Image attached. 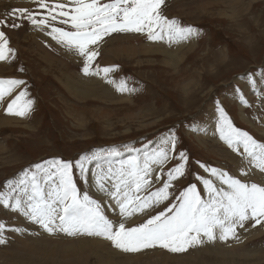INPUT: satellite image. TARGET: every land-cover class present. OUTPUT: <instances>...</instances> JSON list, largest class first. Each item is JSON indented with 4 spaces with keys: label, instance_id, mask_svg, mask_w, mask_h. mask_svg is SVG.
Masks as SVG:
<instances>
[{
    "label": "rangeland",
    "instance_id": "374dc122",
    "mask_svg": "<svg viewBox=\"0 0 264 264\" xmlns=\"http://www.w3.org/2000/svg\"><path fill=\"white\" fill-rule=\"evenodd\" d=\"M17 7L33 9L34 5L29 0H0V18ZM163 12L170 19L200 30L198 40L194 37L191 43L193 46L170 47L165 42L154 45L139 33H113L99 45L100 55L95 64L101 68L116 66L109 78L117 84L121 80L126 82L125 93L129 99L124 101L114 85L115 91L105 90L104 94L110 98L105 102L101 89L110 84L101 78L103 73L85 76L81 71L83 58L69 53L27 22L20 28L3 29L15 56L0 62V79H20L25 84L0 104V120L17 118L10 125L0 126V191L5 190L8 180L18 179L24 169L37 163L61 159L75 164L80 156L101 149L117 148L124 152L126 145L137 149L145 144L156 146L159 139L172 133L177 137V153L184 151L189 157L186 175L171 190L174 195L190 183H197L202 189L197 175L211 178L199 163L244 180L235 170L246 165L249 169L247 161L227 146L221 147L209 140L199 143L193 129L206 121L217 123L216 102L219 101L237 127L264 142L261 132L264 130V83L261 82L264 80L261 76L264 73V0H166ZM157 50L164 51L171 59ZM164 59L176 65L171 66ZM79 74L88 80H80ZM249 76L257 81L256 93L248 84ZM74 82L80 83L74 86ZM68 84L75 88V95L88 89L90 96L77 100L66 89ZM189 84L184 90L183 85ZM237 88L251 105L246 109L245 119L240 116ZM25 90V99L34 102L28 116L6 115L7 103ZM128 155L124 152L123 158ZM177 162L170 161L165 171ZM75 175L78 186L105 205L110 219L118 220V215L107 207L108 198L80 182L78 170ZM249 177L245 181L264 186V173L251 169ZM158 186L159 182L150 190ZM162 208L163 205L156 211ZM146 218L138 214L127 226H135ZM0 223L6 226L5 243L0 244V264H264V226L252 228L250 223L246 225L247 230H239V241L217 240L176 253L178 256L159 247L125 253L99 237L49 234L2 206ZM17 228L20 231H11ZM74 239L83 246L77 247L81 249L79 254L69 256L61 244Z\"/></svg>",
    "mask_w": 264,
    "mask_h": 264
},
{
    "label": "snow or ice",
    "instance_id": "6c2138e0",
    "mask_svg": "<svg viewBox=\"0 0 264 264\" xmlns=\"http://www.w3.org/2000/svg\"><path fill=\"white\" fill-rule=\"evenodd\" d=\"M29 2L34 5L33 9L12 8L0 18V62L15 56L3 29L20 28L27 22L69 53L83 58L85 76L103 73L101 78L120 92L128 90L126 82L121 80L117 84L109 78L116 66L101 68L95 64L100 55L99 45L105 37L113 33H139L149 41L165 42L171 47L200 35L196 27L183 25L164 14L166 0ZM24 84L20 79H0V104ZM248 84L256 93L257 81L249 76ZM235 94L241 106H251L239 88ZM26 96V90L19 92L7 103L5 114L28 116L34 102L25 99ZM216 112L219 139L250 165L249 169L241 168L240 175L248 176L251 169L264 173V142L237 127L219 101ZM124 152L129 154L126 158H123ZM124 152L117 148L101 149L80 156L75 164L61 159L37 163L24 169L18 179L6 182L5 190L0 191V206L18 213L49 234L99 237L125 253L157 247L184 253L217 240L239 241V230H247L249 223L252 228L264 226V186L241 180L222 169L198 162L211 178L197 175L202 189L197 183H190L178 195L173 194L175 182L186 175L189 160L184 151L177 153L175 133L156 146L145 144L137 149L126 145ZM172 160L178 162L165 171ZM92 164L95 170L88 167ZM75 170L79 171L80 182L108 198L107 207L118 215V220L110 219L105 205L78 186ZM157 182L160 186L150 190ZM162 205V210L156 211ZM153 211L155 214H150ZM138 214L147 218L135 226H127ZM5 230V224L0 223V244L5 243Z\"/></svg>",
    "mask_w": 264,
    "mask_h": 264
},
{
    "label": "bare ground",
    "instance_id": "6f19581e",
    "mask_svg": "<svg viewBox=\"0 0 264 264\" xmlns=\"http://www.w3.org/2000/svg\"><path fill=\"white\" fill-rule=\"evenodd\" d=\"M195 41V38H192V39H190L188 42L189 43H185V42H183V43H181V46L182 47H184V46H188L187 48H190L191 46H193L194 44H191L192 42H194ZM160 43L161 42H154L153 44L154 45H159L160 46ZM190 44H191V46H190ZM165 45V44H164ZM164 45H162V47L164 48ZM157 51H160L161 52V54L164 56V55H166L168 58H170L171 59V57L169 56V55H167L164 51H162V50H157ZM183 59V58H182ZM181 59V60H182ZM165 60V63H167V64H169V65H171V66H175L176 64H175V62L174 61H171V60H168V59H164ZM80 71V70H79ZM82 71V70H81ZM83 72V71H82ZM84 75H81V74H79L78 75V77L77 78H80V80H82V81H84V82H86L87 80H88V78H85V77H83ZM83 77V78H82ZM75 80V79H74ZM72 81V80H71ZM77 81V80H76ZM91 81H92V79H91ZM77 83H80V82H74V86H75V84H77ZM97 85V84H96ZM66 86V85H65ZM98 86V85H97ZM96 86V87H97ZM190 86V84L187 86V85H183V88H184V90H185V87H189ZM88 88V87H87ZM112 88H114V90H111ZM66 89L68 90V92L71 94V95H74V97L77 99V100H82V99H87L89 96H90V90H88V89H82L81 91H79L78 93H77V95H75V88H72V87H70L69 86V84H68V86H66ZM107 89H109L110 91H115V87H114V85L113 84H110L109 85V87L108 88H104V89H101V91H102V94H101V97H103V98H105L104 100H105V102H109V100H107V99H110L109 97H107L105 94H104V92H105V90H107ZM99 90V89H98ZM180 91V90H179ZM183 91V90H182ZM100 92V91H99ZM185 92V91H184ZM183 92V93H184ZM187 92V91H186ZM94 94V93H93ZM114 95V94H113ZM117 95H119L120 96V99L121 100H128L129 98L126 96V93H125V91L124 92H119V93H117ZM252 96V95H251ZM102 99V98H101ZM75 100V99H74ZM250 101H252V99H250ZM102 102V101H101ZM114 102V101H113ZM118 102H120V100L118 101ZM238 107H239V110H240V116L241 117H244L245 116V112H246V109L247 108H245V107H243V106H241L240 105V103L238 104ZM5 110V109H4ZM212 119V118H211ZM244 119H245V117H244ZM13 120H17V118H10V117H5V118H3V119H1L0 120V126H7V125H10V123L13 121ZM249 122V121H248ZM250 123V122H249ZM262 132V135H264V130H262L261 131ZM201 135H203V136H201ZM193 136L195 137V139L199 142V143H201L202 141H203V143L205 142V140H209V141H211L212 143H214V144H216V145H221V147H225V146H227L226 144H224V145H222L221 144V140L219 139V135H218V133H217V131H216V124H215V122H212V121H206V123H204V125H201V126H198L197 128H196V131H194L193 132ZM165 138H167V137H164V138H161V139H159L158 140V144L163 140V139H165ZM200 145V144H199ZM218 146V147H219ZM222 150H223V148H222ZM242 150V149H241ZM241 165L239 164V167H240ZM236 168H238V164L235 166ZM247 167V165L246 166H243V168H245V169H247L246 168ZM249 167H250V165H249ZM90 168L91 169H93V170H95L94 169V164H92L91 166H90ZM237 173L236 174H238V175H240V172H239V170H235ZM258 171V170H257ZM249 174H250V172H249ZM89 176H90V179H91V174H89ZM243 177V179L244 180H247V179H249L250 177H249V175L248 176H242ZM262 184V183H261ZM95 189V188H94ZM96 191V190H95ZM98 197H99V195H98ZM97 197V198H98ZM105 197V196H104ZM103 198V197H102ZM117 212H118V209H117ZM16 214V213H15ZM262 232V231H261ZM252 233V232H251ZM256 233V232H255ZM254 233V235H256ZM258 233V232H257ZM260 233V232H259ZM61 246L63 247L62 248V250L64 251V252H66L69 256H71V255H73L75 252L77 253V254H79L80 253V251H81V249H79L78 250V248L77 247H82L83 245L81 244V245H79V242L77 241V239H74V240H72V241H70V242H67V244H61ZM236 246V245H235ZM176 254V253H175ZM177 255V254H176ZM238 256H240V254H237ZM178 256V255H177ZM218 256H222V255H218ZM69 264H71V262L69 263Z\"/></svg>",
    "mask_w": 264,
    "mask_h": 264
},
{
    "label": "crops",
    "instance_id": "0c3cea01",
    "mask_svg": "<svg viewBox=\"0 0 264 264\" xmlns=\"http://www.w3.org/2000/svg\"><path fill=\"white\" fill-rule=\"evenodd\" d=\"M196 39L198 40V38L196 37ZM197 40H196V42H197Z\"/></svg>",
    "mask_w": 264,
    "mask_h": 264
}]
</instances>
